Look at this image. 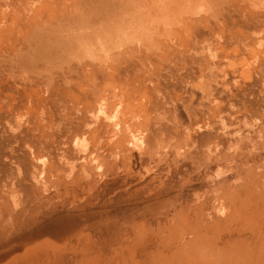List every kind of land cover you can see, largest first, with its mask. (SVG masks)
Segmentation results:
<instances>
[{
	"label": "rangeland",
	"instance_id": "1",
	"mask_svg": "<svg viewBox=\"0 0 264 264\" xmlns=\"http://www.w3.org/2000/svg\"><path fill=\"white\" fill-rule=\"evenodd\" d=\"M0 264H264V0H0Z\"/></svg>",
	"mask_w": 264,
	"mask_h": 264
},
{
	"label": "bare ground",
	"instance_id": "2",
	"mask_svg": "<svg viewBox=\"0 0 264 264\" xmlns=\"http://www.w3.org/2000/svg\"><path fill=\"white\" fill-rule=\"evenodd\" d=\"M97 109V108H96ZM106 108L104 107V105H101V103H99V107H98V109H97V112H96V114L94 115V123H97V121L99 120V118L100 117H102V119L105 121V122H107L108 124L107 125H109L108 126V128L110 127V133L109 134H111V137H115L116 135H117V128L119 129V127L120 126H122L120 123L121 122H119V118H120V113H121V111L119 112V106L118 105H116V106H114L113 108H112V110H110V111H108L107 110V112H106ZM126 123H128V122H126ZM219 124H220V127L224 130L225 129V124H224V121L223 120H221L220 119V122H219ZM245 125V124H244ZM119 126V127H118ZM220 128V129H221ZM243 128V127H242ZM221 129V130H222ZM136 130H138V129H136ZM121 132L122 133H124V135H122V137L121 138H123V139H119V141L121 142H126V145H127V143H128V145H130V147H132V149H135V150H141L142 148H143V145H144V136H143V133H141V132H137V131H135V128H131V125H130V123H128L127 125L125 124V126L123 125L122 127H121ZM224 132V131H223ZM225 133V132H224ZM226 134V133H225ZM120 134H119V137L121 136ZM118 137V138H119ZM116 138V137H115ZM121 142V143H122ZM118 143V142H117ZM120 143V144H121ZM127 148H128V146H126ZM80 150V149H79ZM78 150V151H79ZM129 150V149H128ZM164 150V149H163ZM80 151H82V150H80ZM139 155V154H138ZM91 160V159H90ZM96 159H93L92 161H95ZM92 161H90V162H92ZM64 162H62V164H63ZM70 163V162H69ZM94 164V163H93ZM98 164L99 163H97V166L96 167H93V168H97L98 167ZM96 165V164H95ZM101 164H99V166H100ZM94 166V165H93ZM83 167V166H82ZM101 167V166H100ZM91 168V167H90ZM102 168V167H101ZM72 167H70V174H71V171H72ZM92 169V168H91ZM74 170V169H73ZM95 170V169H94ZM101 170V169H100ZM147 170V169H146ZM145 170V171H146ZM83 171V170H82ZM96 171H99V169L97 168V170ZM143 172V171H142ZM148 172V171H147ZM67 173V172H66ZM89 173V172H88ZM100 173V172H99ZM98 173V174H99ZM85 175V174H84ZM147 208V207H146Z\"/></svg>",
	"mask_w": 264,
	"mask_h": 264
}]
</instances>
